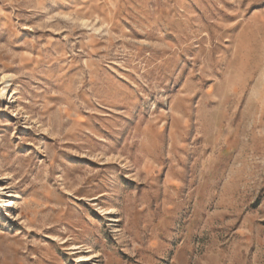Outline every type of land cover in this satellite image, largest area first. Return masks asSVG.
<instances>
[{"label": "rangeland", "instance_id": "374dc122", "mask_svg": "<svg viewBox=\"0 0 264 264\" xmlns=\"http://www.w3.org/2000/svg\"><path fill=\"white\" fill-rule=\"evenodd\" d=\"M0 264H264V0H0Z\"/></svg>", "mask_w": 264, "mask_h": 264}, {"label": "bare ground", "instance_id": "6f19581e", "mask_svg": "<svg viewBox=\"0 0 264 264\" xmlns=\"http://www.w3.org/2000/svg\"><path fill=\"white\" fill-rule=\"evenodd\" d=\"M10 203L14 204L12 201H10ZM12 204H11V205H12Z\"/></svg>", "mask_w": 264, "mask_h": 264}]
</instances>
